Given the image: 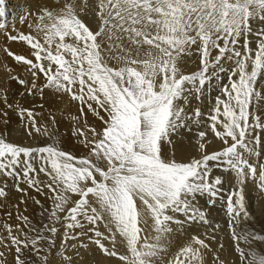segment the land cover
<instances>
[{
	"label": "snow or ice",
	"instance_id": "snow-or-ice-1",
	"mask_svg": "<svg viewBox=\"0 0 264 264\" xmlns=\"http://www.w3.org/2000/svg\"><path fill=\"white\" fill-rule=\"evenodd\" d=\"M29 16L27 33L5 37L26 51L2 49L26 75H7L21 95L43 99L48 90L74 102L72 119L82 127L72 134L87 154L64 150L42 113L8 103L0 89V103L18 111L26 135L51 140L29 147L0 133V177L48 221L38 227L15 205L17 224L0 225V264H57V256L58 264H74L79 252L67 255L77 248L70 240L115 264H264V227H255L245 193L250 181L264 191V0H59ZM189 61L197 70L186 74ZM214 87L207 117L200 108L189 116L183 103L193 94L211 98ZM0 116L7 123V111ZM205 121L196 155L178 161L164 150L179 129ZM214 142L221 147L209 151ZM214 167L235 174L234 190L211 175ZM29 190L46 195L51 210ZM7 195L0 186V198ZM204 196L224 206L228 247L196 203Z\"/></svg>",
	"mask_w": 264,
	"mask_h": 264
},
{
	"label": "bare ground",
	"instance_id": "bare-ground-1",
	"mask_svg": "<svg viewBox=\"0 0 264 264\" xmlns=\"http://www.w3.org/2000/svg\"><path fill=\"white\" fill-rule=\"evenodd\" d=\"M57 2H59V0H0V25L6 26L4 28H0V89L4 90L5 92L18 91L16 95H12L13 96L12 98L9 97V95L7 96L8 103H12L14 105L18 104L23 108L34 109L35 112L42 113V121L43 123L49 126V128L51 129V133H53L55 130L58 131L60 135V139L65 140V142H68V144H73L75 146V153L80 156L87 154V149H85L83 145L79 143L80 138L77 136H73L72 134L74 128L82 127V123H77L75 120L72 119V117L79 115L77 105L74 102H71L72 103L71 108L67 109L65 118L59 119V121H57L56 119L55 126L53 127L49 117L50 115L56 117V114L51 107L56 101L58 102L62 101L61 103H59V106H62L63 109L67 108L65 103L66 99L64 98L65 96L64 97H60L59 95L53 96L48 90H45V96L43 99H41L39 96H35V97L28 96L26 93L24 95H21V93H24V88L20 86L15 80L9 78L7 73L9 71H11L13 74L19 73L21 75H26V73H24L23 69H21L16 65V63L12 58L6 56L5 53L2 51V49L6 46L15 52L26 51V48L22 42H13L11 40L5 41V37L7 35L16 34L21 31L27 33L29 29L27 28V24L24 22V20L27 19L28 22H31V17L29 16V13L35 14L38 7H42L45 5H52ZM197 64L198 61L195 62L189 61L185 68V72L191 73L193 71H196ZM224 83L227 82L225 81ZM260 90L264 92V89H260ZM214 91H219V88L215 89ZM217 94L218 92H215L214 95L212 96V99L208 97H202L200 100H196V101H194V99H189V102H186L185 104L186 109L188 111V115H189V111L190 114L192 115L194 109L200 108L204 116L207 117V115L209 114L210 106L212 103H214V99ZM41 104L43 105V108L39 106ZM0 110L7 111L8 113L7 123L4 122V117L0 116V133L6 135L8 139L14 143H19L21 142L22 139H25V142H27V144L31 143L36 145V140L39 136L36 133H34V138H30L29 136L25 135L26 133L24 130V124L19 118V116L16 118H18L20 121L19 122L16 121L14 123V125L16 124L17 126V127L15 126L16 133H14L12 130L9 131L10 128L13 126V125H8V122L9 121L11 122V119L9 120V116H11L12 113H16L18 115L17 113L18 111H14L13 109L6 108L3 103H0ZM101 114L104 115V113ZM85 118L89 121V124L95 126L98 131L101 129L98 126L100 121L97 118L93 117L90 113H88ZM37 119L39 121L41 118L38 117ZM188 127L191 128V131H189L188 128L179 129L178 132L171 137L172 144L166 145L164 149L166 152L174 153L175 158L178 161L181 160L186 161L189 159V157L196 155V151H195V144L197 138L196 134L198 133V131L208 130L207 121H205L202 125H195L189 122ZM19 131H24V134L19 133ZM88 135L90 136L91 134L89 133ZM211 135L212 133L209 132V136ZM220 147L221 145L218 142H214L213 145L208 150L214 151L219 149ZM211 175L213 177L216 176L221 177V179L225 181L224 187H231L230 191L234 190L235 186L238 184V181L236 180L234 173L224 172L221 169L214 167ZM42 178L43 180L47 179L46 177H42ZM257 184H258L257 181L248 182L245 188V193H246V200L249 206V210L250 212H252L253 216H255L257 220L255 227L259 229L261 227H264V201L263 198L261 200V198L254 192V188L257 187ZM10 195L8 194L9 196L8 198H0V225L4 223H10L12 225L17 224L16 207H14L15 205H19V208L23 213V215L27 211V210L25 211V208L26 209L28 208L29 198H26L24 193L16 191V193L14 194L11 193ZM39 195L41 194L32 190H30L27 193V197H38ZM75 198L76 197H73V199ZM206 198L207 197L198 198L196 203L201 208L203 207V209L208 208L207 210L209 211V220L212 221L213 225L215 224L220 225V228L216 230V236L218 241L220 243H223L226 247H228L230 244V239L227 231L228 224L226 225L225 223L227 218L225 215L224 206L222 204L221 205L206 204V201L208 199ZM21 199H26V204H21L20 203ZM9 212L12 213L11 218H9L7 215V213ZM187 227L193 233H204L210 230L206 228H197L194 227L193 225H188ZM181 242L182 241L178 239L173 240L174 245L179 244ZM211 246L213 248H216L217 243L212 242ZM175 250H176L175 248L170 249V251H172L173 253ZM68 254L70 253L68 252ZM229 259H234V257L231 254H229ZM59 260L60 257L57 256L56 261ZM73 260H74V264H85V262L86 264L87 263L98 264V262L99 264H115L114 260L112 261L107 260L99 253H94L91 250V248L86 250H81L80 254L76 258L74 256Z\"/></svg>",
	"mask_w": 264,
	"mask_h": 264
},
{
	"label": "rangeland",
	"instance_id": "rangeland-1",
	"mask_svg": "<svg viewBox=\"0 0 264 264\" xmlns=\"http://www.w3.org/2000/svg\"><path fill=\"white\" fill-rule=\"evenodd\" d=\"M250 39H251V37H250ZM252 47H255V45L254 44H252ZM214 54V53H213ZM186 74H190V73H186ZM226 79V78H225ZM227 82V80H224L222 83H224V82ZM213 83H215V82H213ZM215 89H217V87H214L213 88V90H212V92H211V99H212V96L214 95V93L215 92H219V91H214ZM7 92V96L9 95V97H13L12 95H16V93L18 92V91H6ZM65 99H66V107L67 108H62V106H59V103H61L62 101H56L54 104H53V106L51 107L52 108V110L55 112V114H56V119H57V121H59V119H62V118H65V116H66V111H67V109H69V108H71V105H72V103L69 101V99H68V97L67 96H65L64 97ZM189 99H194V101H196L197 99H196V97H195V95L193 94L192 96H190L189 97ZM189 99H188V101H186V102H189ZM186 102H184L183 103V107H185V110H186V112L188 113V111H187V109H186ZM196 108V107H195ZM78 109V108H77ZM18 113V112H17ZM13 114V115H12ZM11 114V116H9V120L11 119V122H13V123H11L10 121L8 122V125H13L11 128H10V130L9 131H13L14 133H16V131H15V129H16V124L14 125V123L16 122V121H20L18 118H16V117H18V115L16 114V113H12ZM16 115V116H15ZM193 115V114H192ZM191 114H190V111H189V116H192ZM16 118V119H15ZM105 118H107V117H105ZM74 125H75V123H74ZM16 126V127H15ZM98 126L100 127V128H102L103 127V125H102V123L100 122L99 124H98ZM19 133H21V134H24V131H19ZM52 134H54V135H56L57 136V138L58 139H60V135H59V132L58 131H54ZM26 135V134H25ZM39 137L37 138V140H36V145L35 144H31V143H29V144H27V142H25V139H22L21 140V142H19V143H17V144H20V145H23V146H29V147H39V146H44L45 144H48V143H51V140L48 138V137H46V136H41V135H39V134H37ZM26 137V136H25ZM61 140V147L64 149V150H67V151H70V152H72V154L73 155H75V156H78L79 157V155H77L76 153H75V146L73 145V144H68V142H65V140H62V139H60ZM70 146V147H69ZM72 148V149H71ZM84 155H86V154H84ZM81 156V155H80ZM42 177H45L43 174H40V178L43 180V178ZM0 186H4L5 188H6V191H7V193L10 195L11 193H16V188H15V186H14V183H13V181L12 180H10V179H8V180H6V179H4V178H2V177H0ZM21 187H26V185H24V184H21ZM226 190L225 191H230L231 190V187H224ZM260 189H259V187H258V184H257V187L256 188H254V192L261 198V200H262V198H263V201H264V191H259ZM30 191V190H29ZM11 196V195H10ZM9 196L7 195V197L6 198H8ZM204 197H207L208 199H209V197L208 196H204ZM35 198H37L38 200H40L41 201V204L44 206V208H47V209H49V211L51 210V207H52V202H51V200H49L45 195L43 196V195H39L38 197H35ZM206 198V199H207ZM207 199V200H208ZM28 208H27V211H26V213L24 214V215H26V216H28L34 223H36L37 224V226L39 227V226H41V224L42 223H48V221L47 220H42V218H41V216H40V213H41V211H42V209H41V207L39 206V205H37V204H35L34 203V201L32 200V199H28ZM221 205V202L220 201H216V203L215 204H210V205ZM248 204V203H247ZM198 207H200V206H198ZM249 207V206H248ZM201 208V207H200ZM202 210H204L205 211V209H206V213H207V216H208V219H209V211L207 210L208 208H204L203 209V207L201 208ZM226 225H227V220H226ZM51 226V225H50ZM85 227L87 228L88 227V225H85ZM101 230H103V229H101ZM206 230V229H205ZM61 231H63V229H61ZM91 233H89V235H90ZM79 239H80V241L81 242H83V243H88V241H87V239L86 238H84V237H79ZM60 242H61V238H58L57 239V244L59 245L60 244ZM69 243L70 244H77V248L76 249H71V248H69L68 250H67V255H73V253L74 252H76V251H78L79 252V254H80V251L81 250H86V249H92L94 246H92L91 244H89V247L88 248H83V247H79V244L77 243V241H75V240H70L69 241ZM68 252L70 253V254H68ZM162 255H164V254H162ZM77 256H75V258H76ZM49 258L51 259V255L49 256ZM168 258V257H167ZM166 257H165V260L167 259ZM170 258V257H169ZM73 259H74V256H73ZM115 261V260H114ZM58 262L59 261H57V264H58ZM85 264H86V262H85ZM88 264V263H87ZM89 264H93V263H89Z\"/></svg>",
	"mask_w": 264,
	"mask_h": 264
}]
</instances>
